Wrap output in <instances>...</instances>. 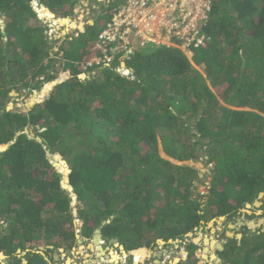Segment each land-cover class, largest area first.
Segmentation results:
<instances>
[{"label": "trees", "instance_id": "1", "mask_svg": "<svg viewBox=\"0 0 264 264\" xmlns=\"http://www.w3.org/2000/svg\"><path fill=\"white\" fill-rule=\"evenodd\" d=\"M33 1L0 0V147L8 145L0 148V254L9 264H51L54 250L77 244L72 197L48 153L69 165L85 210L82 235L101 227L106 241L137 255L159 241L184 244L264 193V0H210V42L193 55L204 73L181 50L151 44L118 54L110 67L87 68L123 1H94L92 24L57 52ZM38 1L57 20L79 0ZM122 63L134 80L118 72ZM58 81L29 111L8 110L11 93ZM160 144L179 162L205 154L214 163L207 200L196 193L198 170L163 158ZM221 254L230 264H264V233L244 228Z\"/></svg>", "mask_w": 264, "mask_h": 264}, {"label": "rangeland", "instance_id": "2", "mask_svg": "<svg viewBox=\"0 0 264 264\" xmlns=\"http://www.w3.org/2000/svg\"><path fill=\"white\" fill-rule=\"evenodd\" d=\"M96 0H79L74 8V12L71 16L64 19L54 20L49 16L47 10L42 7L38 0H34L32 3L33 9L37 14V20L39 22L43 21V24L46 25L47 30L46 33L49 36V39L52 41L56 40L57 44L55 47V51H58V47L61 43L66 41H72L73 39L78 38L82 33L85 32L86 27L89 24H92L93 11L97 9L95 5ZM99 3L109 4L112 0H97ZM82 16V17H81ZM2 18H0V23ZM68 21V23H65ZM82 28H81V27ZM158 39H156V42ZM166 41L165 38L161 40L162 43ZM157 46V44H151ZM189 53V52H188ZM194 67H196L201 73L203 72V67L196 66L194 61L192 63ZM95 74V72H94ZM91 74V75H94ZM62 73L60 77H62ZM89 75V74H88ZM83 78V77H82ZM59 83V81H58ZM56 85L55 83H49L43 86L41 91L30 92H21V94L17 92L11 93L12 100L8 105V110L27 112L34 105L41 103L53 90V87ZM226 106V105H225ZM231 110H242L247 111L250 108H235L230 107ZM254 112H256L254 110ZM264 116V115H262ZM24 133L29 135L31 138L34 136V130L32 128L27 129ZM1 148V147H0ZM159 151L163 158L171 161L177 165H187L191 166L194 169L198 170L200 180L196 183L197 190L196 193H199L204 198V201L207 200L208 191L212 180L215 176L214 170L215 165L212 162H209V158L202 154L198 161H186L179 162L177 160L171 159L167 157L162 150L161 144L159 145ZM3 152V150L1 151ZM49 155V159H52V162L55 166V169L63 175V180L61 182L62 187L67 190L72 197V215L77 226L76 235L78 237L77 244L70 250L59 249L54 250L52 257L56 259L54 264H178L179 262H185L187 260L194 261L198 259V264H210L207 260L202 259V255L204 254L205 248V239L206 238H214V241L218 245L219 243L223 246L229 237L224 236V233L232 234L233 237L236 234H244V228H247L246 225L250 226L252 229V233H264V197L261 199H257L260 203L259 207H256L251 204H248L246 209L241 211V214L236 215L230 219L218 218L212 219L206 226L205 230L196 233L195 235L190 236L188 240L185 241L184 244H180L177 242H171L170 245H166L164 242L159 241L157 246L145 247L141 249H146L147 252L141 255H137L133 251H122L121 245L116 240L114 243H110L103 238L101 239L102 248L105 252L103 256L100 255L97 245L93 243V239L95 237V232L91 237H85L82 235V221L80 220V211H85L83 208V202L79 201L76 195L73 193V189L69 184V174L70 168L69 165L65 162V170L60 165L58 159L55 156ZM55 158V159H54ZM59 164V165H58ZM255 201V202H256ZM242 225H241V222ZM260 221H263L261 223ZM109 223V222H108ZM247 223V224H246ZM260 223V224H259ZM2 223H0L1 225ZM107 224V223H106ZM233 225V226H232ZM228 226H231L228 228ZM98 229H101L99 227ZM97 230V229H96ZM95 230V231H96ZM231 237V236H230ZM236 238V237H235ZM227 239V240H226ZM239 240V239H238ZM43 241H39V245H43ZM196 242V243H195ZM196 246L194 249H189V246ZM203 243V244H202ZM93 244V245H92ZM93 246V247H92ZM188 246V247H187ZM206 246V247H205ZM94 248V249H93ZM138 250V249H137ZM42 254H44V249H39ZM217 246L210 252H207V256H211V254L216 255ZM112 253L117 256V260L115 262L112 261ZM192 255V256H190ZM22 256V255H21ZM222 256H225L222 254ZM2 257V258H1ZM217 257V255H216ZM190 258V259H189ZM218 258V257H217ZM140 259L139 263H136L135 260ZM229 258L222 257V264H230ZM26 262L23 259V264ZM70 262V263H68ZM0 263L1 264H9L10 262L5 260V256L0 254ZM52 264V263H51Z\"/></svg>", "mask_w": 264, "mask_h": 264}, {"label": "built area", "instance_id": "3", "mask_svg": "<svg viewBox=\"0 0 264 264\" xmlns=\"http://www.w3.org/2000/svg\"><path fill=\"white\" fill-rule=\"evenodd\" d=\"M122 1L93 48L101 56L84 63L85 67H109L118 54L130 56L135 46L150 44L173 47L192 58L193 51L210 41L203 32L211 12L210 0ZM163 38L166 39L164 43L161 42ZM119 73L127 77L132 75L125 67L119 69Z\"/></svg>", "mask_w": 264, "mask_h": 264}, {"label": "bare ground", "instance_id": "4", "mask_svg": "<svg viewBox=\"0 0 264 264\" xmlns=\"http://www.w3.org/2000/svg\"><path fill=\"white\" fill-rule=\"evenodd\" d=\"M82 17V16H81ZM81 27V26H80ZM82 28V27H81ZM191 57V56H190ZM241 222V221H240ZM0 223H2V219H1V217H0ZM261 223H263V222H261ZM247 224V223H246ZM260 224V223H259ZM233 226V225H232ZM230 236L232 237V234H230ZM95 244L97 245V249H98V251H99V253H100V255L101 256H103L104 254H105V252H104V250L102 249V246L104 245H102L101 244V239L100 238H96V241H95ZM203 244V243H202ZM93 245V244H92ZM205 245L207 246V248H205V250H204V254L202 255V258L204 259V260H208V262H210V261H213L214 262V264H222V262L221 261H218L217 259V257H216V255L215 254H211V256H207V252H210L211 250H212V252H213V250H214V248L217 246V244H216V242L214 241V238H206L205 239ZM205 246V247H206ZM93 247V246H92ZM94 249V248H93ZM2 258V257H1ZM117 260V256L116 255H114L113 253H112V261L113 262H115ZM135 262L136 263H139L140 262V259H136L135 260ZM68 263H70V262H68Z\"/></svg>", "mask_w": 264, "mask_h": 264}, {"label": "water", "instance_id": "5", "mask_svg": "<svg viewBox=\"0 0 264 264\" xmlns=\"http://www.w3.org/2000/svg\"><path fill=\"white\" fill-rule=\"evenodd\" d=\"M2 149H3V151H5V150H7L8 149V145L7 146H2L1 147ZM264 197V193H261L260 195H259V199H261V198H263ZM254 206H256V207H259L260 206V203L258 202V201H256L255 203H254ZM260 222H263V221H260ZM241 225H242V222H241ZM248 227H250V226H248ZM96 238H100V239H102V235H101V229H97L96 231H95V237H94V239H93V243L95 244V241H96ZM236 238L237 239H239V240H241V238H242V234L240 235V234H237L236 235ZM116 240H110L109 242L110 243H114ZM196 243V242H195ZM217 248L218 249H220V250H223V246L219 243L218 245H217ZM103 249V248H102ZM121 250L122 251H124V247L123 246H121ZM18 253H21V251H19ZM218 261H221V259H217ZM26 263V262H25Z\"/></svg>", "mask_w": 264, "mask_h": 264}, {"label": "clouds", "instance_id": "6", "mask_svg": "<svg viewBox=\"0 0 264 264\" xmlns=\"http://www.w3.org/2000/svg\"><path fill=\"white\" fill-rule=\"evenodd\" d=\"M120 6H121V5H120ZM204 34H205V33H204ZM205 35H206V34H205ZM209 42H210V41H209ZM208 44H209V43H208ZM208 44H207V45H208ZM207 45H206V46H207ZM206 46H204V47H206ZM167 48H168V47H167ZM169 48H173V47H169ZM201 48H203V47H201ZM173 49H176V48H173ZM122 55H123V54H122ZM193 55H194V51H193ZM187 58L191 61V63H193V56H192V58H189V57H187ZM192 65H193V64H192ZM193 66H194V65H193ZM109 67H110V66H109ZM122 67H125L127 70H129V71L132 73V75H131L130 77H128V78H130V80H134L135 77H134V73H133V71H132L131 69L127 68L126 65H125L124 63L121 64V67H120L119 69H121ZM118 72H119V70H118ZM121 75H122V74H121ZM122 76H125V75H122ZM82 77L85 78V75H81V78H82ZM125 77H127V76H125ZM53 83H55V82H53ZM57 83H58V82H56V84H57ZM47 155H48V158H49V155H51V154L48 153ZM53 156H55V158H56V155H53ZM53 156H52V157H53ZM55 158H54V159H55ZM49 160H50V159H49ZM224 219H225V218H224ZM246 227L249 228V229H252L251 227H248V225H246ZM236 235H237V234H236ZM236 235H234V236L236 237ZM243 236H244V234L242 235L241 240L243 239ZM235 237H233V236L230 237V236H229V238H235ZM236 239H237V238H236ZM241 240H240V241H241ZM217 249H218V248H217ZM223 249H224V247H223ZM202 259H203V258H202ZM219 259H220V258H219ZM203 260H204V259H203ZM207 262H208V260H207ZM221 262H222V261H221Z\"/></svg>", "mask_w": 264, "mask_h": 264}, {"label": "flooded vegetation", "instance_id": "7", "mask_svg": "<svg viewBox=\"0 0 264 264\" xmlns=\"http://www.w3.org/2000/svg\"><path fill=\"white\" fill-rule=\"evenodd\" d=\"M2 224H3V222H2ZM225 234L226 233H224V236H225ZM227 240V239H226ZM228 245H229V240H227V242L223 245V247H224V249L223 250H220V249H217V251H216V255H217V257L218 258H222V254H221V252H223L224 253V250L226 249V248H228ZM41 249V248H40ZM42 250H43V248H42ZM44 251H45V249H44ZM40 252V251H39ZM42 253V252H41ZM112 257V256H111ZM53 259V263L52 264H54L55 262H56V259L55 258H52ZM210 262H212V261H210ZM213 263V262H212ZM214 264V263H213Z\"/></svg>", "mask_w": 264, "mask_h": 264}, {"label": "crops", "instance_id": "8", "mask_svg": "<svg viewBox=\"0 0 264 264\" xmlns=\"http://www.w3.org/2000/svg\"><path fill=\"white\" fill-rule=\"evenodd\" d=\"M231 226H228V228H230ZM228 232H226V236L229 237V234H227ZM227 249V248H226ZM225 257V256H222ZM213 262V261H212ZM214 263V262H213Z\"/></svg>", "mask_w": 264, "mask_h": 264}]
</instances>
